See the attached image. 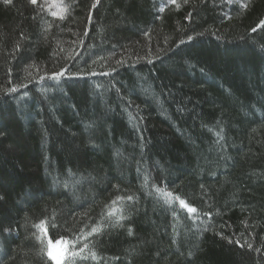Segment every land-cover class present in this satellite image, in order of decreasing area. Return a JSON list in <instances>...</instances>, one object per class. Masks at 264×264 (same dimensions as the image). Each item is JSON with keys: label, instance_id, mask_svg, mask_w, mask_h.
I'll return each mask as SVG.
<instances>
[{"label": "trees", "instance_id": "16d2710c", "mask_svg": "<svg viewBox=\"0 0 264 264\" xmlns=\"http://www.w3.org/2000/svg\"><path fill=\"white\" fill-rule=\"evenodd\" d=\"M93 2L0 0V264H264V0Z\"/></svg>", "mask_w": 264, "mask_h": 264}, {"label": "snow or ice", "instance_id": "6c2138e0", "mask_svg": "<svg viewBox=\"0 0 264 264\" xmlns=\"http://www.w3.org/2000/svg\"><path fill=\"white\" fill-rule=\"evenodd\" d=\"M10 2H11V0H4L5 4H8ZM169 2L173 5H176L177 8H179V6H180L179 4H177V0H169ZM229 2H231V0H229ZM29 3L31 5L39 7L41 10H46L51 16L57 17L59 20H64L66 18V14L68 13L69 9L73 6L72 4H58L57 0H44V3H39V0H29ZM100 3H101V0H94V2L91 5V8L95 9ZM183 3L184 4L189 3V0H183ZM246 6H247L246 4L242 5V7H246ZM57 8H59L60 10L57 11L56 10ZM164 10L165 9L163 7H161L159 9L160 12H163ZM190 16H191V13H189V17ZM187 18L188 17H186V19ZM88 20L89 21L92 20L91 12L89 13ZM257 29L264 30V19H261L259 21V23H257L256 26L251 29V31L256 32ZM84 35L85 36L88 35L87 28H85ZM145 35H147V33H145ZM200 35H202V34H200ZM20 38H21V40H27L28 39V37L24 33H21ZM187 40L192 41L193 37L188 36ZM184 42L185 41H183V40L180 41L181 44H183ZM79 43L83 44V40H80ZM21 48H22V45L17 44L16 48H15V52L19 53ZM72 59H74V57H68L69 61H71ZM152 62H153L152 60H148V63H152ZM93 63H95V61H93ZM116 64L118 66H123L126 64V61L123 59H120V60L116 61ZM26 67H28V66H26ZM9 71H11V70H9ZM115 71H117V68L111 69V72H115ZM103 74L106 76L110 75L109 72H105ZM84 75H95V73L94 72H85L84 69H80L78 72H72L71 69H69L68 64L65 63L64 66L61 67L58 71H53L50 74L48 72H45L44 75H40L39 79L34 81V82L40 83V82L45 81V80L55 81L57 83L54 86L59 87L60 83L66 81V80L80 78ZM9 83H12L11 80H9ZM29 83H33V81L29 80ZM50 86H52V85H50ZM27 87H28V84H25V83H21L19 85L13 84L12 87L6 89V94L17 93L18 89H20V88L27 89ZM2 135H4V133L0 132V136H2ZM155 192L164 197V203L165 204H172L173 201H178L179 205L181 206V209H186L189 216H192V214L197 213V209L195 207L190 206L188 203H186V201L184 199H181L180 196L174 195V193L172 191H165L163 188L156 187ZM3 199H4V197L2 195H0V200H3ZM117 199H126L130 203L134 200V196L127 195L125 197H118ZM112 203L115 204L116 201L114 200ZM107 215L109 218H111L113 216V212H109ZM205 215H207V213H205ZM124 219H125V217L120 216V217L116 218V223L118 224L121 220H124ZM44 223H45V221H41V224H44ZM102 225H103V227L110 226L109 220H104L102 222ZM33 227L39 228L40 225H33ZM53 227H55V224H53ZM8 231H11V230L9 229ZM98 234H101V226H99L98 223L96 221H94L93 224L89 226V230L86 232H83V234L81 236V239L83 240V246L80 247L79 245H77V247L79 248V251H72L70 247H65L63 252L59 255H53L51 251L44 253V255H46L49 260L53 261L54 264H74V261L76 260L77 257H81L83 259H88V257L84 255L85 251L87 249H89L88 239L90 237L94 238L95 235H98ZM36 239H40V237H36ZM61 243H66V242L61 241ZM229 243H232V241L229 240ZM237 243H239V241H237ZM245 243L247 244V247L249 249H253V245L251 243H247V241H245ZM254 250L260 251L259 248L254 249ZM92 259H95V253H93Z\"/></svg>", "mask_w": 264, "mask_h": 264}, {"label": "rangeland", "instance_id": "374dc122", "mask_svg": "<svg viewBox=\"0 0 264 264\" xmlns=\"http://www.w3.org/2000/svg\"><path fill=\"white\" fill-rule=\"evenodd\" d=\"M65 247H68L67 243H53L49 244L48 250L51 251L53 255H59L63 252Z\"/></svg>", "mask_w": 264, "mask_h": 264}]
</instances>
